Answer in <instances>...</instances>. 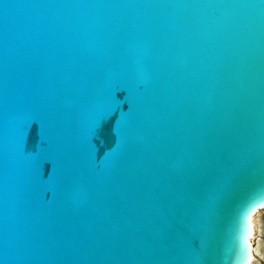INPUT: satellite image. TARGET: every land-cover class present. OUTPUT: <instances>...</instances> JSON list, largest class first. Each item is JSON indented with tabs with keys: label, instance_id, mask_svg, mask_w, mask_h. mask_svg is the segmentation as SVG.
Wrapping results in <instances>:
<instances>
[{
	"label": "water",
	"instance_id": "water-1",
	"mask_svg": "<svg viewBox=\"0 0 264 264\" xmlns=\"http://www.w3.org/2000/svg\"><path fill=\"white\" fill-rule=\"evenodd\" d=\"M262 160L264 0H0V264H226Z\"/></svg>",
	"mask_w": 264,
	"mask_h": 264
},
{
	"label": "snow or ice",
	"instance_id": "snow-or-ice-1",
	"mask_svg": "<svg viewBox=\"0 0 264 264\" xmlns=\"http://www.w3.org/2000/svg\"><path fill=\"white\" fill-rule=\"evenodd\" d=\"M120 90H123L125 95L127 94V90L125 88L117 87V90L113 94V96L116 99H118L116 93ZM111 115L115 116L116 118L118 115V109L114 110L111 113ZM103 118H104V113L101 111L97 115L98 122H101ZM33 122H36L38 124V122L35 119L32 121V124ZM93 131H95V128L93 129ZM45 149H46L45 141L43 145L40 147V149L35 152L25 151V143H24V147H23L24 153L25 154L32 153L34 155V159L31 161V165L34 170H39L42 168L44 172L45 162H48V164L51 166V161L46 158ZM244 159L250 162V157L245 156ZM261 166L262 168H264V160L261 161ZM222 190H223V184L220 185L217 193H214L213 196L210 197L209 204L204 211L205 217H207L211 213L216 197L222 192ZM258 220L260 221L261 224H264V189H261L254 196L249 197V199L247 200V202L239 212L235 227V236H234L235 245H236L235 251L238 257L239 264H250V261H252L254 258L253 253H255L259 257L258 264H264V248H257L253 244V241H255L256 239ZM206 254L212 256L213 249L211 247L206 249ZM191 264H199V261L193 260ZM208 264H216V262L214 260H209Z\"/></svg>",
	"mask_w": 264,
	"mask_h": 264
},
{
	"label": "clouds",
	"instance_id": "clouds-1",
	"mask_svg": "<svg viewBox=\"0 0 264 264\" xmlns=\"http://www.w3.org/2000/svg\"><path fill=\"white\" fill-rule=\"evenodd\" d=\"M261 189H257V190H255L252 194H251V196H254L256 193H258L259 191H260ZM250 196V197H251ZM235 248H236V245H235ZM226 251H228V250H226ZM253 260L252 261H250V264H258V262H259V257L255 254V253H253ZM229 260H230V264H237V261H236V251H233L232 253H231V255H230V257L229 258H226V264H229Z\"/></svg>",
	"mask_w": 264,
	"mask_h": 264
},
{
	"label": "bare ground",
	"instance_id": "bare-ground-1",
	"mask_svg": "<svg viewBox=\"0 0 264 264\" xmlns=\"http://www.w3.org/2000/svg\"><path fill=\"white\" fill-rule=\"evenodd\" d=\"M263 224H260V221L258 220L257 222V231H256V239L255 241H253V244L257 247V248H261V246H263V244H261L260 241V234H261V229Z\"/></svg>",
	"mask_w": 264,
	"mask_h": 264
},
{
	"label": "rangeland",
	"instance_id": "rangeland-1",
	"mask_svg": "<svg viewBox=\"0 0 264 264\" xmlns=\"http://www.w3.org/2000/svg\"><path fill=\"white\" fill-rule=\"evenodd\" d=\"M261 224V223H260ZM262 227V226H261ZM261 231H262V229H261ZM263 236H264V233H263V231H262V233L260 234V241H261V244H263ZM261 248H262V246H261Z\"/></svg>",
	"mask_w": 264,
	"mask_h": 264
},
{
	"label": "flooded vegetation",
	"instance_id": "flooded-vegetation-1",
	"mask_svg": "<svg viewBox=\"0 0 264 264\" xmlns=\"http://www.w3.org/2000/svg\"><path fill=\"white\" fill-rule=\"evenodd\" d=\"M262 231H263V233H264V224L262 225ZM262 231H261V233H262ZM263 246H262V248H264V236H263Z\"/></svg>",
	"mask_w": 264,
	"mask_h": 264
}]
</instances>
